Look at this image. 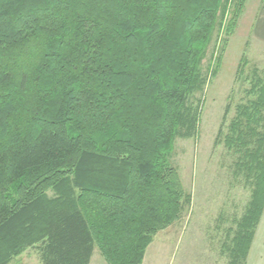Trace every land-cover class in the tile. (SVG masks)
I'll use <instances>...</instances> for the list:
<instances>
[{
	"label": "trees",
	"instance_id": "trees-1",
	"mask_svg": "<svg viewBox=\"0 0 264 264\" xmlns=\"http://www.w3.org/2000/svg\"><path fill=\"white\" fill-rule=\"evenodd\" d=\"M245 3L0 0V264L31 247L40 264H90L95 247L142 263L191 202L174 143L196 130L187 102L214 32ZM224 145L253 188L229 247L228 264H246L264 210V79Z\"/></svg>",
	"mask_w": 264,
	"mask_h": 264
},
{
	"label": "rangeland",
	"instance_id": "rangeland-1",
	"mask_svg": "<svg viewBox=\"0 0 264 264\" xmlns=\"http://www.w3.org/2000/svg\"><path fill=\"white\" fill-rule=\"evenodd\" d=\"M231 12L232 5L201 64L203 88L187 102L190 116L200 110L196 130L176 138L171 155L191 202L177 222L155 235L141 264L229 263L236 223L253 188L237 170L239 154L227 150L224 138L239 107L255 100L264 79V0H246L237 26L227 34ZM94 257L93 264H106L97 247ZM9 264H40L38 250L28 248ZM246 264H264V210Z\"/></svg>",
	"mask_w": 264,
	"mask_h": 264
},
{
	"label": "crops",
	"instance_id": "crops-1",
	"mask_svg": "<svg viewBox=\"0 0 264 264\" xmlns=\"http://www.w3.org/2000/svg\"><path fill=\"white\" fill-rule=\"evenodd\" d=\"M94 256H95V249H94L93 256L91 258L90 264H93V261H94V258H95Z\"/></svg>",
	"mask_w": 264,
	"mask_h": 264
}]
</instances>
